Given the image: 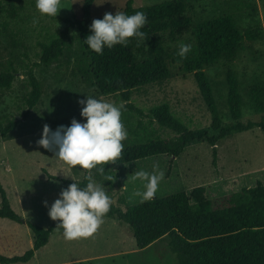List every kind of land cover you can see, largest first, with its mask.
<instances>
[{
    "label": "rangeland",
    "instance_id": "rangeland-1",
    "mask_svg": "<svg viewBox=\"0 0 264 264\" xmlns=\"http://www.w3.org/2000/svg\"><path fill=\"white\" fill-rule=\"evenodd\" d=\"M126 1L95 0L90 14L94 19L101 18L105 13L120 11ZM167 1L172 0H133V6L145 7ZM185 1L194 24L230 14L241 31L257 23L264 26V0ZM82 4L83 0H61L62 9L57 17H50L39 13L36 0H0V69L9 63L16 69L12 87L0 99V124L9 118L19 120L16 129L0 140V183L11 207L24 220V223H18L0 219V245H13L10 253L21 254L32 248L33 234L26 222L44 228L56 222L49 217L48 208L63 189L75 181L78 183L87 172H91L95 181L104 187L111 204L122 210L141 203L132 193L143 191V185L131 177L139 170L153 172V164H158V170L164 172L154 197L190 193L195 187L203 186L208 198L218 203L242 188L254 186L258 180L264 183V132L258 128L234 133L221 140L217 144L216 157L206 142L192 143L173 159L170 170L171 157L157 155L125 164L98 165V168H105L100 174L95 168H72L40 146L37 142L45 125L54 132L60 125L70 126L73 119L83 122L82 105L78 100L86 99V95L117 107L126 104L118 93L102 95L81 80L78 64L85 58V52L81 49L76 27L71 28L68 44L58 60L49 65L40 60V43L68 26L64 19L72 22L79 19ZM181 42L191 43L192 35L186 33L179 41L168 45ZM169 69L170 75L165 80L143 85L132 92L130 103L144 116L128 110L122 116L128 117L134 127L141 120L156 134L174 138L173 131L156 122L150 123L148 119L152 107L165 103L189 128H208L211 114L194 74L184 71L179 64L169 63ZM29 70L40 82L41 97L25 118L28 110L25 98L31 89L27 82ZM204 70L223 122L231 120L227 106L228 73L238 81L243 122L264 120V94H256L264 89V37L244 41L234 59L206 66ZM130 135L127 131V136ZM13 264H178V261L168 246L167 237L139 249L127 224L115 217L104 216L102 225L92 236L67 240L55 230L49 242L38 249L30 261Z\"/></svg>",
    "mask_w": 264,
    "mask_h": 264
},
{
    "label": "trees",
    "instance_id": "trees-1",
    "mask_svg": "<svg viewBox=\"0 0 264 264\" xmlns=\"http://www.w3.org/2000/svg\"><path fill=\"white\" fill-rule=\"evenodd\" d=\"M94 1L83 0L79 19L74 22L64 19L69 25L58 35L40 43V60L44 65L53 63L63 55L70 30L76 27L81 49L85 52V58L78 64L81 80L87 87L96 89L102 95L118 93L126 103L121 107L122 114L128 110L144 116L140 109L130 103L132 92L143 85L168 78L169 63L179 64L184 71L194 74L211 114L208 128L191 129L170 112L167 104L152 107L148 113L149 122H156L160 127L170 129L175 133L174 138L156 134L141 120L134 127L128 117L121 115L124 128L131 135L122 141L123 151L114 163L125 164L165 155L171 157L170 170L173 159L192 143L206 142L212 147L216 157L217 144L226 137L254 128L264 132V120L243 122L242 96L238 81L231 73L227 74V106L231 120L223 122L213 97V87L204 70L206 66L234 59L244 41L264 37V26L257 23L241 31L230 14L194 24L185 0H172L145 7H134L133 0H127L125 6L117 12L132 15L143 11L148 20V25L141 29L144 37L129 38L127 46L116 45L111 49L105 48L103 54H97L85 43L86 37L91 34L89 26L94 18L90 9ZM9 2L13 9L12 2ZM186 33L192 35L191 43L168 45L176 43ZM181 44L191 45V50L184 57L178 55ZM15 76L16 69L12 63L0 69V99L12 87ZM27 82L31 89L25 98L28 109L24 114L25 118L41 97V85L32 70L27 73ZM257 93L264 94V89ZM18 122L14 118L1 122L0 140L6 139L16 129ZM87 174L88 172L78 182L81 187L88 182L85 179ZM49 177L57 179L51 175ZM105 216L115 217L127 224L139 249L167 237L168 246L176 255L178 264H264V183L261 180L252 187L242 188L228 195L218 203L208 198L205 187L199 186L190 193L176 192L164 197L155 196L126 210L111 204ZM0 219L24 223L23 218L11 207L1 183ZM26 224L33 234L32 248L17 254L14 250L9 252L13 245H0V264L26 263L38 249L49 242L55 230L63 234V230L57 227L59 221L47 228L31 222Z\"/></svg>",
    "mask_w": 264,
    "mask_h": 264
},
{
    "label": "clouds",
    "instance_id": "clouds-1",
    "mask_svg": "<svg viewBox=\"0 0 264 264\" xmlns=\"http://www.w3.org/2000/svg\"><path fill=\"white\" fill-rule=\"evenodd\" d=\"M60 4L61 0H36L39 13L50 17H57L62 9ZM146 25L147 15L143 11L132 15L125 12L105 13L102 19L92 21L89 26L91 34L86 37L85 43L97 54H103L105 48L127 46L129 38H143L141 29ZM190 50L191 45L181 44L178 55L184 57ZM78 103L82 105L80 115L83 122L73 119L70 126L60 125L54 132L45 125L37 143L72 168H95L103 174L105 168L97 166L115 162L124 148L122 141L126 139L127 131L121 120L122 106L117 107L88 95ZM158 169L159 165L153 164L151 173L139 170L132 174V180H139L143 185V191L132 193L140 202L151 200L157 192L164 177V172ZM85 179L88 181L86 186L81 187L76 181L71 183L48 208L49 217L59 221L57 227L63 230L67 240L92 236L110 210L112 202L104 187L95 181L91 172Z\"/></svg>",
    "mask_w": 264,
    "mask_h": 264
}]
</instances>
